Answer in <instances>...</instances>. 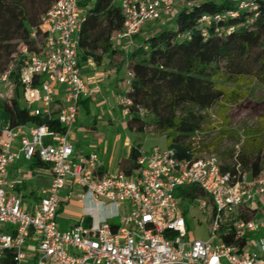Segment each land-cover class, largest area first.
Segmentation results:
<instances>
[{"label": "built area", "instance_id": "2783aa9c", "mask_svg": "<svg viewBox=\"0 0 264 264\" xmlns=\"http://www.w3.org/2000/svg\"><path fill=\"white\" fill-rule=\"evenodd\" d=\"M81 1H56L41 17V34L31 30L38 51L22 48L20 80L32 114L40 120L56 119L66 131L24 124L0 133V264H264V172L252 177L237 166L232 174L222 170L216 154L188 160L171 149L153 148L140 153L137 168L129 175L125 171L107 174L97 152L75 151L69 130L79 101L95 94L92 81L82 77L77 57V33L84 21ZM195 1L114 0L123 19L114 43L127 41L126 48L135 47L133 36L147 24L168 21L180 7ZM231 1L239 9H256L257 0ZM203 22L210 19L203 17ZM16 65L14 59L0 73V99L3 91L13 87ZM125 69L127 90L131 73L127 64ZM34 76L39 77L37 87L32 86ZM56 86L65 96L58 111ZM35 103L39 105L34 107ZM130 104L121 98L120 105ZM35 154L50 180L29 204L15 191L25 180L21 169L11 177L8 171L17 161L31 162ZM188 186H197L205 194L196 200L209 216L206 241L186 239L176 191ZM72 197L87 208L70 228L61 229L58 211ZM221 227L233 231L236 240H244L243 247L223 241L218 233Z\"/></svg>", "mask_w": 264, "mask_h": 264}, {"label": "trees", "instance_id": "16d2710c", "mask_svg": "<svg viewBox=\"0 0 264 264\" xmlns=\"http://www.w3.org/2000/svg\"><path fill=\"white\" fill-rule=\"evenodd\" d=\"M56 1L0 0V73L14 59L17 61L11 76L14 97L10 101L0 100L8 128L44 124L51 131H66L56 119L40 120L30 107L19 103L20 94L25 92L19 79L25 57L22 48L29 53L38 51L31 30H39L41 17ZM255 4V10H248L239 9L231 0H197L191 6L180 7L173 18L162 21L163 26L161 21L147 24L133 36L136 46L125 54L113 40L123 26L114 0H83L79 5L84 21L77 33L79 66L87 61L100 66L105 58L111 62L116 55H125L131 78L123 97L131 104L121 108L127 111L128 129L143 132L145 119L152 118L154 132L165 138L167 149L173 150L180 159H196L201 150L194 145V140L203 131L207 113L243 97L238 90L226 92L222 85H238L249 80L264 88V0H257ZM228 12L235 15L230 16ZM217 16L220 19H215ZM203 17L210 22L200 23ZM229 28L233 30L227 32ZM146 31L149 34L143 36ZM38 33L41 34L40 30ZM121 65L117 66V72ZM38 85L39 77L34 76L32 86ZM141 152L140 146L130 148L129 164L123 170L128 175L137 168ZM222 155L230 159L228 164L221 161L224 172L234 174L239 166L240 171L257 177L264 172V136L251 138L237 153ZM30 166L44 167L36 154ZM176 193L191 201L205 197L197 186L179 188ZM218 233L226 243L243 247L244 240H236L233 231L221 227Z\"/></svg>", "mask_w": 264, "mask_h": 264}, {"label": "rangeland", "instance_id": "374dc122", "mask_svg": "<svg viewBox=\"0 0 264 264\" xmlns=\"http://www.w3.org/2000/svg\"><path fill=\"white\" fill-rule=\"evenodd\" d=\"M160 23L163 26V22ZM155 29L159 30L157 27ZM143 34V36L148 35L149 31ZM123 43L124 41L115 43V46L124 48L126 45ZM119 64H122L121 70L117 72L116 68ZM126 64L125 55L118 54L110 62L111 67L108 61L101 66L82 65L81 68L90 69L91 74L103 75L105 82L102 87H99V92L89 98L91 100L88 105H79L76 120L69 130L74 144L78 145L77 148L80 151L83 153L97 152L102 157L109 174L123 171L128 166V152L132 143L139 144L144 152H149L155 147L159 149L166 147L165 138L154 132L152 118L145 119L143 132H133L127 127V111L123 110L120 105V99L126 90ZM110 70L113 71L110 72ZM12 86L11 90L3 91L4 97L0 100L10 101L14 97V83ZM106 87H110L111 91L106 92ZM222 88L226 92L238 90L243 97L236 102H225L220 107L210 110L202 126L203 131L195 138L194 145L201 150L198 157L205 154H216L224 164H228L229 157L222 154L237 153L251 138L264 136V88L257 82L249 80L238 85L224 84ZM29 101L25 92L20 94L21 106L30 107ZM7 126V115L0 109V132H4ZM17 162L22 175H31V179L27 181V189H21V193L24 194L23 200L28 202L32 190L38 197L40 189L46 187L40 179L44 173L36 168L31 169L29 163L24 160ZM75 193L81 194L79 190ZM177 199L179 210L186 222V239L208 240L209 216L200 210L198 201L183 199L180 196H177ZM89 207L92 211H96L90 204ZM85 208H87L86 204L79 202L76 197L65 201L63 209L58 213L57 225L65 229L84 215ZM118 222V219L114 221V223Z\"/></svg>", "mask_w": 264, "mask_h": 264}, {"label": "crops", "instance_id": "0c3cea01", "mask_svg": "<svg viewBox=\"0 0 264 264\" xmlns=\"http://www.w3.org/2000/svg\"><path fill=\"white\" fill-rule=\"evenodd\" d=\"M124 45H126L127 46V44H128V42L127 41H125L124 43H123ZM121 50H123V51H130V49H132V48H126V47H124L123 48V46H118ZM127 49V50H126ZM105 61H108V64H109V66L111 67V65H110V62H109V60L108 59H104V61H103V63L105 62ZM102 63V64H103ZM87 65L88 67H92V66H96L94 63H92L91 61H87V62H84L82 65ZM101 64V65H102ZM82 65L80 66V70H81V73H82V77L84 78V79H89V80H91L92 81V83H91V88L94 90V92H95V94L93 95V96H95L96 95V93H98L99 92V87H102V85L104 84V82H105V79H104V77H103V75H100V74H97V73H94V74H91V71H90V69H88V70H83L81 67H82ZM100 65V66H101ZM111 69V68H110ZM113 70H110V72H112ZM116 72V71H115ZM105 91L106 92H110L111 91V89H110V87H106V89H105ZM92 96V97H93ZM64 98H65V96H64V93H63V91H62V88H60L59 86H56V96H55V105H56V108H55V110L56 111H58V109H59V107L60 106H62L63 104H64ZM89 98H91V97H89ZM89 98H81L80 99V101H79V105L81 104V105H88V103L90 102V100L91 99H89ZM121 100V99H120ZM30 104V103H29ZM39 104L38 103H35V104H33V106L34 107H36V106H38ZM79 105H78V107H79ZM28 107V106H27ZM30 108H31V104H30ZM8 127V126H7ZM81 130H84V129H82L81 128ZM94 131V130H93ZM1 133V132H0ZM70 141L72 142V144L74 145V148H75V151L77 152V153H83L82 151H80L77 147H78V145H75L74 144V142H73V140H72V138H71V136H70ZM132 146H140L139 144H135V143H132L131 145H130V148L132 147ZM130 148H129V150H130ZM155 148H157V147H155ZM140 149H141V147H140ZM165 149H166V147H165ZM145 152H147V151H145ZM129 153V152H128ZM100 158H101V160H102V162H103V159H102V157L100 156ZM19 162V161H18ZM17 162V163H18ZM27 163H29V166H30V162H27ZM18 168V166H17V164L15 163V164H13L10 168H9V171H8V176L9 177H11L12 176V174H13V172H14V170L15 169H17ZM30 168L31 169H34V168H32L31 166H30ZM36 169H39L40 171H42L43 173H44V175L43 176H40V179L44 182V184H46V186L48 185V183H49V180H50V174H49V172L47 171V169L45 168V167H43V168H36ZM103 173H107V174H109L108 172V170H107V167L104 165V162H103ZM33 171V170H32ZM23 176H25V180L23 181V182H21L18 186H17V188H16V193L18 194V196L19 197H21V199L23 200V197H24V194H22L21 193V189H27V181L29 180V179H31V175L30 174H28V175H23ZM44 179V180H43ZM29 201L27 202V201H24V202H26V203H31V202H33L35 199H36V196H35V192H34V190H32L31 192H30V196H29ZM57 218H58V215H57ZM72 224H70L69 226H67L65 229H68V228H70V226H71Z\"/></svg>", "mask_w": 264, "mask_h": 264}]
</instances>
